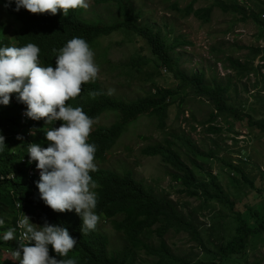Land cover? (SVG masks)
Returning a JSON list of instances; mask_svg holds the SVG:
<instances>
[{
    "label": "trees",
    "instance_id": "1",
    "mask_svg": "<svg viewBox=\"0 0 264 264\" xmlns=\"http://www.w3.org/2000/svg\"><path fill=\"white\" fill-rule=\"evenodd\" d=\"M197 1L191 0L184 8L180 7L177 1L170 3L169 6L174 12L183 13V16L193 14L204 22L210 21L213 8L217 6L225 13L234 12L242 15L244 19L252 17L256 23L264 26V19L261 17L264 14V1L258 0L261 6L258 12L255 10L248 12L247 6L241 0H211V5L196 8ZM6 3L8 0H0V36L3 38L0 41V47L3 46L2 42H8L5 37L11 26L16 47H23L28 43H34L39 47V64L43 67L49 65L55 67L59 50L74 37L84 39L91 50H98L101 38L115 32L122 31L128 37L143 38L145 48L142 49L150 53L142 52L139 56H130L128 62L116 65L118 70L116 73H121L126 78L133 79L141 76L143 87L138 90L145 93H141L143 96L124 99L119 95L120 93L104 88L95 80L83 84L81 93L75 99L67 101L68 106L82 108L94 123L96 122L88 138V142L96 147L94 161H106L107 154L118 144L128 127L143 116L148 115L157 119L159 121L157 126L161 129L166 128L169 110L176 106L174 104L177 101L179 105L176 108L179 113H182L181 107L185 97H178L177 94L185 90L186 86H189L197 97L207 99L214 106L209 120L205 122V124L209 123L208 132H222V128L214 124L222 116L236 121L247 120L249 127L253 130L258 129L264 132V118H253L252 113L247 111L245 103L236 105L229 101V84L226 86L208 84L203 70L190 72V74L182 71L179 67L181 55L177 49L185 43L184 35L176 32L175 27L169 29L172 24L164 25L163 29L157 30L146 24L145 26L137 24V20L142 16L141 8H135L133 0H94L95 5L113 8L111 9L113 13L107 14L105 18L98 14L93 20L86 18L83 8L71 9L67 16L62 10H58L54 15L48 12L33 14L23 7L16 11L15 0H12L8 7H5ZM165 29L167 33L164 32ZM171 33H174V36L169 38ZM263 51L257 48L255 54ZM149 55L156 62L155 68L164 66L180 80V84L170 87L160 86L154 75V69L148 71L145 69V65L150 63ZM101 56L99 55V59L104 62L107 54L104 53L103 58ZM229 61L248 72L250 69L253 70L250 66L241 65L237 59H229ZM147 80L149 81L148 89L145 86ZM22 104L25 103L16 100L7 108L0 109V135H7L5 146L0 147V172L14 173L12 180H0V219L5 221L4 225L0 226V264H16L12 259L3 257V252L17 250L20 245L30 243L24 244L16 239L3 240L5 232L17 225L19 212L14 198L22 201L25 210L35 215L38 229H41L45 222L68 229L69 234L77 241L75 247L67 256L60 257L49 245V255L57 260L73 259L75 264H134L138 251H144L146 255L154 257L156 264H225L231 260L246 259L245 253L251 238L264 233V212L261 213L260 208L249 207L250 214L243 215L236 209V202L226 193L217 176L193 161L192 163L200 169L196 172L182 158L183 154L174 148L177 143L166 140L164 143L147 146L143 153L148 156H161V159L174 169L175 172L171 175L174 181L180 183L182 187L180 193L203 199L199 205L200 209L213 210L219 206L222 210L229 211V215L234 218V226L224 228V225L218 221L223 216H219L218 222L214 221L210 227L200 228L193 216L194 212H185L168 195L156 194L151 187L136 179L132 171L125 170L120 173L109 167H96V171L90 173L93 182L97 185L93 189L97 199L96 208L93 211L111 221L112 226L117 232L123 234L125 242L128 243L123 250H111L109 235L98 230L97 226L83 235L81 231L83 221L75 209L65 212L52 210L41 198L37 186L40 178L33 182L28 176L27 168L18 164L17 161L23 150L20 148L21 140L12 134L20 131L21 128H24L26 132L29 128L17 114ZM5 112L7 115L4 114ZM103 114L114 116L115 121L110 125L98 123ZM61 123L62 121L57 120L47 124L45 119H41L40 128H56ZM177 139L194 155L204 156L208 160L215 156L231 171L237 172L242 181L256 188L254 180L246 172L247 166L259 167L251 155L243 154L241 163L235 164L224 157H218L210 150L208 154L199 151L189 137L177 135ZM36 142L42 148L50 146L51 143L47 140L45 133L39 135ZM27 145L28 142L22 146L27 148ZM251 216L259 219V222L251 223ZM170 230H174L176 234L181 232L187 234L190 240L196 242L199 249L206 253L205 259L200 261L196 259L197 257L192 260L189 257L185 259L173 255L165 240V235ZM17 235L16 229L15 238ZM152 236L159 239L158 246L147 242L146 238ZM242 264L249 263L244 260Z\"/></svg>",
    "mask_w": 264,
    "mask_h": 264
},
{
    "label": "rangeland",
    "instance_id": "2",
    "mask_svg": "<svg viewBox=\"0 0 264 264\" xmlns=\"http://www.w3.org/2000/svg\"><path fill=\"white\" fill-rule=\"evenodd\" d=\"M175 1L179 2L180 7L184 8L191 0H133L134 7L141 8L142 16L137 20V24L140 26L146 24L155 30L163 29L164 25L172 24L169 29L175 27L176 32L185 37V43L177 49V52L181 55L179 67L182 71L185 74H190V72L203 70L208 84H222L223 86L229 84L228 96L231 103L236 105L245 103L247 111L252 113L253 118H264V51L255 54L257 48L264 50V26L256 23L252 17L244 19L242 15L234 12L225 13L217 6L213 8L210 21L204 22L193 14L183 16V13L172 11L169 5ZM87 2L89 7L84 9L87 19L93 20L98 14L105 18L107 14L113 13L111 11L113 8L95 5L94 0H87ZM241 2L247 6L248 12L251 10L258 12L260 10L259 7L261 6L258 0H241ZM211 4V0H198L195 7ZM261 17L264 19V14ZM12 30L13 28L9 26V31L5 37L8 42H2L4 47L16 46ZM164 32L167 33V30L165 29ZM172 36H174V33H171L169 38ZM2 40L3 38L0 36V41ZM144 44L143 38L128 37L122 31L101 38L99 49L92 50L94 61L99 67L96 80L104 88L120 93L119 95L124 99L143 96L142 94L145 93L138 90L143 87L141 76L133 79L131 77L126 78L125 75L116 73L118 71L116 65L128 62L130 56H139L144 52L142 49L145 48ZM101 53L102 56L104 53L107 54L104 62L99 59ZM144 53L150 52L147 50ZM144 53L142 54L143 57ZM102 56L101 58H103ZM229 59H237L241 65L250 66L253 70L250 69L248 72L243 68H239ZM149 62V65H145V69L146 71L154 69V75H156L157 83L160 86L170 87L180 84V80L168 69L166 70L164 66L155 68L156 62L151 55H149ZM145 86L148 89V80ZM177 96L185 97L181 107L182 113H179L176 108L179 105L177 101L174 104L176 106L169 110L166 128H159L157 119L148 115L143 116L128 127L119 139L118 144L107 154L106 161H94L96 167H109L120 173L125 170L132 171L136 179L143 181L156 194L168 195L185 212H194L193 216L200 228L210 227L214 221L218 220L219 216H223L218 221L224 225V228H233L234 218L229 215V211H224L219 206H216L213 210L200 209L199 205L203 202V199L180 193L182 189L180 183L172 179L171 173L175 172L174 169L167 165L161 159V156H148L143 153L144 148L147 146L171 140L177 143L174 148L180 154H183L182 158L196 172H199L200 169L192 163L193 161L217 176L226 193L236 202V209L242 212L243 215L248 216L250 214L249 207L253 209L260 208L261 213H263L264 132L258 129L253 130L249 127L247 120L236 121L225 116L214 122L215 125L222 128L221 133L208 132L209 123L205 124V122L209 120L210 112L214 109L212 103L203 97H197L194 91L189 89V86H186L182 92L179 91ZM24 105L22 104V106ZM5 107L8 106L0 104V109ZM4 114L7 115V112ZM17 114L21 117V120L28 118L25 113ZM114 121V116L103 114L98 123L110 125ZM37 124L34 129L37 136L43 135L50 129L48 127L40 128V122H37ZM95 125L96 122L92 128ZM27 130L31 133L30 129ZM177 135L189 137L199 151L208 154L207 152L210 150L218 157H224L235 164L241 163L242 157H244L243 154L251 155L253 161L259 167L247 166L246 172L254 180L256 188L242 181L237 172L231 171L215 156L208 160L204 156L194 155L188 151L187 147L177 139ZM3 136L5 135L3 134ZM17 162L22 166L20 160ZM92 191L94 192L93 189ZM20 212L22 219L27 216L33 228L40 230L37 228V219L33 213L28 214L23 209ZM98 216L99 221L96 226L98 230L109 235L110 249L113 251L125 249L128 243L125 242L123 234L116 231L111 221L106 220L102 215ZM214 217H216L215 220ZM250 222L257 224L259 219L251 216ZM227 231L229 230L227 229ZM14 233H16V230ZM16 240H22L19 234ZM146 240L154 246H158L160 243L159 239L154 236L148 237ZM165 240L169 244L173 255L177 257L185 259L189 257L192 260L197 257L196 259L200 261L205 259L206 253L201 251L196 242L191 241L184 232L176 234L174 230H170L165 235ZM22 243L27 244L25 241ZM14 251L6 250L3 252V257L13 259L15 260L14 263L20 264V261L13 256ZM245 255L246 259L231 260L225 264H242L244 260L249 264H264V233L251 238ZM134 264H156V259L146 255L144 251H138Z\"/></svg>",
    "mask_w": 264,
    "mask_h": 264
},
{
    "label": "clouds",
    "instance_id": "3",
    "mask_svg": "<svg viewBox=\"0 0 264 264\" xmlns=\"http://www.w3.org/2000/svg\"><path fill=\"white\" fill-rule=\"evenodd\" d=\"M11 2L8 0L5 7L10 6ZM15 3L16 11L23 7L33 14L48 12L54 15L62 10L65 16L71 9L89 7L87 0H15ZM39 53L40 49L34 43L23 47H0V104L9 106L16 100L25 103L17 113L26 114L28 118L22 119V122L28 124L27 129L31 133L21 128L12 134L21 140L23 153L19 160L27 168L33 182L40 178L37 186L41 198L52 210L65 212L75 209L82 218L81 231L84 235L94 230L99 221V216L93 211L97 199L92 189L97 185L90 175L96 171V147L88 142L94 121L82 108L68 106L67 101L81 93L83 84L97 79L99 67L88 43L78 37L69 40L59 50L55 67L40 66ZM41 119H45L47 124L62 121L59 127L45 132L51 143L44 148L37 144L36 138L39 136L35 135L34 130ZM6 139L7 135H0V147L5 146ZM27 142V148L23 147ZM13 178V172H0L1 181ZM11 193L15 196L13 191ZM14 203L19 212L17 228L8 229L3 240L16 239L14 231L17 229L22 239L20 242L32 243L20 245L13 252L20 264H75L73 259L57 260L49 255V245L60 257L67 256L75 247L77 241L68 229L45 222L37 230L29 223L27 216L22 219L20 211L25 210L22 201L14 198ZM4 223L0 219V226Z\"/></svg>",
    "mask_w": 264,
    "mask_h": 264
},
{
    "label": "bare ground",
    "instance_id": "4",
    "mask_svg": "<svg viewBox=\"0 0 264 264\" xmlns=\"http://www.w3.org/2000/svg\"><path fill=\"white\" fill-rule=\"evenodd\" d=\"M37 124V123H36ZM38 125V124H37ZM21 126H23V125H21ZM26 127V126H25ZM24 129V128H23ZM18 132V131H17ZM33 134V133H32Z\"/></svg>",
    "mask_w": 264,
    "mask_h": 264
}]
</instances>
